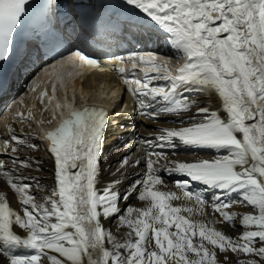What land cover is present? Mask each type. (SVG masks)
Segmentation results:
<instances>
[{"label": "snow or ice", "instance_id": "6c2138e0", "mask_svg": "<svg viewBox=\"0 0 264 264\" xmlns=\"http://www.w3.org/2000/svg\"><path fill=\"white\" fill-rule=\"evenodd\" d=\"M29 2L0 0V61L13 53ZM127 3L154 21L165 41L186 59L172 70L168 61L153 52L117 57L121 64L130 61L133 72L142 65L143 76L132 80L119 67L122 81L142 109H151L140 115L152 120L173 116L177 118L173 122L181 126L163 127L151 140L145 138L149 149L141 156L145 170L123 193L119 178L101 190L97 188L99 162L109 112L94 105H69V114L58 126L44 132L46 150L54 162V186L38 203L30 182L36 181L39 187L37 178L24 170L40 161L18 155L21 145L38 146L27 144L8 125L10 136L0 153L10 157V164L0 159V177L18 197L20 208H13L8 192L0 191V264H233V257L235 264H264V0ZM73 55L100 67L89 54L77 51ZM52 91H56L55 83ZM189 91L217 94L222 112L200 106L185 95ZM32 115L17 112L16 118L27 121ZM177 140L190 149L222 154L195 161L171 160L165 148L174 152ZM135 163L139 165L140 159ZM129 166L125 156L116 173L123 174ZM161 172L186 178L174 181L173 190ZM193 182L238 198L217 195L210 207L213 217L218 213L221 219H206L208 200L203 192L191 190ZM133 195L142 206L125 204L122 209L120 202ZM237 204L252 211H231ZM112 217L117 230L126 229L120 236L101 222ZM237 219L244 229L238 237L216 227L217 223L235 227Z\"/></svg>", "mask_w": 264, "mask_h": 264}, {"label": "bare ground", "instance_id": "6f19581e", "mask_svg": "<svg viewBox=\"0 0 264 264\" xmlns=\"http://www.w3.org/2000/svg\"><path fill=\"white\" fill-rule=\"evenodd\" d=\"M70 1V0H69ZM143 53L140 51H135ZM186 59V58H185ZM184 59V61H185ZM116 71H118V67H116ZM102 81H108L116 86L115 89H119L121 91L122 85H125L121 78H117L116 75L109 72H101V71H91L85 76L84 81L82 82V86L87 89L86 95L97 96L98 94H101L103 91L102 84H100ZM78 83L80 81H77ZM107 86V85H105ZM123 91V89H122ZM191 92V91H189ZM116 93V92H115ZM194 94L197 96L198 93L194 92ZM201 96L198 97H192L189 99H194L200 102V106H207L211 110H221V100L215 93H200ZM122 102L129 103L130 107H133V103L131 102V98L124 92V96L121 99ZM32 112V114H35L36 112H40V108H36L33 110H29ZM151 111V109L147 108L146 112ZM195 109H193V112ZM12 112L9 113L11 115ZM223 114V113H222ZM6 116L2 119V121L5 122L7 120ZM177 118L173 116L168 117H162L159 120H152L148 118L147 116H141V118H138L131 109L127 111V113H123L118 118L114 119V123L111 124L110 128L107 129L106 133L108 132V141L104 144L110 145L112 141L115 139L116 136L120 133V131H123L124 133H128L131 131V134L128 136L127 142L131 141L133 138H136L137 136L140 137L141 144L143 145L142 151L140 149L138 150L136 148V144L134 148L131 150H128L127 146L120 145L118 150L114 152L113 154H108L106 150H101V157H100V173L98 176V182H97V188L103 189L105 185L110 182L113 179H121L125 181V184L122 186H119V190L121 193L125 191V189L129 188L132 182L129 181V176L133 174H140L145 170L144 162L141 159L142 154L145 151H148L146 144H145V138H148L149 140L152 139L154 135L158 134V131L160 128L163 127H179L178 123H174ZM8 125H11L12 128L15 130L17 135H20V133L26 131V134H29V130L27 128L23 127L22 125L16 126L15 122L10 121L8 122ZM7 125V126H8ZM138 129V130H137ZM0 131L3 136H7L9 134L8 130L5 128L0 127ZM105 135V133H104ZM27 144H33L37 145V141L35 139L32 140V137H25ZM155 143V141H153ZM176 147L175 151L173 152L170 148H165V152L168 154L169 159L171 160H177V161H195L197 159H211L216 155L222 154V153H216L214 150L211 149H190L187 146H184L181 144L178 140L175 142ZM48 142L45 141L42 143V146L44 147V151H39V148L33 149L28 147L27 145H21L18 155H20L21 158L28 156L31 158H34L35 160L40 161L39 164L33 163L32 167L30 169H25V175L28 176H34L37 178V181L39 183V187H37L36 181H30L33 184V187L31 189L32 194L35 195L36 201L38 203H42V196L50 194L52 187L54 186V162L49 154V152L46 150ZM12 145V144H11ZM146 149H145V148ZM137 153V154H136ZM121 154H130L132 157L135 155L136 160L140 159V165H137L135 161L130 164L129 167L125 168L123 172L126 174L125 177H121L116 173V169L119 167V155ZM131 157L128 158V160ZM0 159H4L5 161L9 162L10 164V157L6 154L0 153ZM137 165V166H136ZM39 169V170H37ZM116 173L115 175H113ZM160 175L162 176L164 183L168 186V188H171L174 190V181L179 179H185L186 177H181L178 174H169L167 172H161ZM43 188L44 191L41 192L40 189ZM191 190L193 192H203L205 194L206 199L208 200L209 206L207 207L208 216L206 219H217L220 220L219 214H215V217H213L212 209L210 207L211 202L215 199L217 195H222L226 198H238L237 194L235 193H227L222 194L220 190L213 189L209 186H206L199 182H193L191 185ZM0 191H6L8 192V196L10 199L11 206L13 208L19 209L20 204L18 203V197H16L8 188L6 179L3 177H0ZM125 204H132L136 206H142L141 202H139L136 199V196L133 195L130 197V199L127 202L121 201L120 207L123 209L125 207ZM231 211H237L243 214L244 212L252 211L250 207H247L245 205L237 204L234 205ZM101 222L103 223L104 227L106 229H112L113 233L117 236H120L123 234V232L126 231V229H119L117 230L116 224L117 220L115 217L104 219L101 218ZM237 223V222H236ZM222 224H224V227H227L225 223H217L216 227L223 230ZM238 225V224H237ZM20 234H24L21 230ZM244 231V229H243ZM234 234V233H233ZM240 235V234H239ZM21 252H26L28 250H20Z\"/></svg>", "mask_w": 264, "mask_h": 264}, {"label": "rangeland", "instance_id": "374dc122", "mask_svg": "<svg viewBox=\"0 0 264 264\" xmlns=\"http://www.w3.org/2000/svg\"><path fill=\"white\" fill-rule=\"evenodd\" d=\"M189 96H191V95H188V97H189ZM194 96H196V95H193V97H194ZM198 96H201L200 93H198V95H197L196 97H198ZM18 123H19V124H22V121H18ZM24 124H25V127L28 128L29 130H32L33 127H34L33 123L31 124V122H29V121H28V122H25ZM33 139H35V141L39 140L37 137H32V140H33ZM42 143H43V142H41L40 140L37 141V146H38V148H39V151H44V147L42 146ZM236 222H237V223H236V226H235V227H232V226H230L228 223H225V224L227 225V227L223 228V227H224V224H222L223 231H224L226 234L230 235V236L238 237L239 234H241V233L243 232V228L239 225V219H237ZM237 224H238V225H237ZM233 233H234V234H233ZM257 246H259V245H257ZM240 258L243 259V258H245V257L241 256ZM235 259H236V258L233 257V264H235Z\"/></svg>", "mask_w": 264, "mask_h": 264}]
</instances>
